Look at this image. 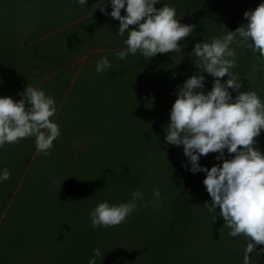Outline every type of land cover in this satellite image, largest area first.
I'll list each match as a JSON object with an SVG mask.
<instances>
[{"label":"rangeland","instance_id":"rangeland-1","mask_svg":"<svg viewBox=\"0 0 264 264\" xmlns=\"http://www.w3.org/2000/svg\"><path fill=\"white\" fill-rule=\"evenodd\" d=\"M189 1L162 0L154 7L173 6L179 22L188 24L183 6ZM96 2L87 0L85 10L75 0H0V96L15 101L27 85L42 89L55 100L50 119L62 134L47 156L37 152L33 137L0 148V169L11 173L0 183V247H10L3 264H88L97 247L105 252L97 264H243L247 238L228 235L219 208L209 211L205 205L211 206L202 183L205 174L188 171L182 146L167 145L164 136L178 87L194 74L205 76L206 91L212 87L214 78L193 63L194 44L234 31L233 20L237 28L245 24L243 13L261 0H202L214 36L193 30L178 41L180 52L148 59L129 54L124 60L116 53L126 47L127 33L115 34L119 21L102 14ZM230 47L236 53L231 71L241 82L239 91H255L264 101V58L239 38ZM101 57L112 67L98 73ZM133 107L134 117L125 113ZM123 121L140 133L136 140L142 153L132 165ZM64 135L71 144L58 147ZM254 139V147L264 153V130ZM71 145L73 159L66 155ZM216 155L202 156L199 163H221ZM122 175L128 189L118 193ZM112 181L116 194L108 199ZM154 189L161 194L159 206H143ZM136 190L144 201L126 222L92 227L89 212L98 203L127 202ZM180 196L187 197L185 205L178 203ZM73 236L84 239L85 248L70 252L67 242ZM35 237L40 240L34 243ZM251 262L264 264V252L253 253Z\"/></svg>","mask_w":264,"mask_h":264},{"label":"clouds","instance_id":"clouds-1","mask_svg":"<svg viewBox=\"0 0 264 264\" xmlns=\"http://www.w3.org/2000/svg\"><path fill=\"white\" fill-rule=\"evenodd\" d=\"M161 2L97 0L95 8L119 21L115 34L127 33L126 47L116 53L118 59L137 53L148 59L181 51L178 41L193 33L194 25L180 23L173 6L154 7ZM75 3L85 9L87 0H75ZM109 7L110 12L106 11ZM243 16L246 23L235 31H227L210 43L194 44L191 54L197 59L193 63L199 72L214 78L212 87L210 91L205 90L206 78L201 74L190 76L178 87L164 140L167 145L182 146L188 171L205 174L202 183L211 198V206L205 205L209 211L216 212L219 208L224 226L230 229V237L247 238L243 264H252L251 255L264 252V248L256 250L258 245H264V153L254 147V138L264 130V101L255 91H239L241 82L231 71L236 53L230 45L239 38L254 54L264 58V0ZM130 25L135 27L129 30ZM111 67L109 59L101 57L95 70L100 73ZM226 75L228 78L222 82L220 78ZM229 89L236 92L234 97ZM18 95L21 98L15 101L0 96V148L33 137L37 152L47 156L53 142L61 136L59 125L50 119L56 113L55 100L42 89L28 85ZM209 153H216L214 159L221 163L211 167L201 165L200 158ZM10 175L8 169H0V183ZM152 196L143 206H159L160 191L154 189ZM143 201V193L136 190L127 202L118 205L100 202L89 212L90 223L93 228L120 225ZM92 252L88 264H97L98 258L101 262L105 252L99 247Z\"/></svg>","mask_w":264,"mask_h":264},{"label":"trees","instance_id":"trees-1","mask_svg":"<svg viewBox=\"0 0 264 264\" xmlns=\"http://www.w3.org/2000/svg\"><path fill=\"white\" fill-rule=\"evenodd\" d=\"M248 1H251V0H248ZM183 11H184V13L186 15V22L188 24L190 23L191 25H194V30H200L202 32V34H205L206 36H209V35L210 36H214V33H212V29H211L212 16L209 13V11H207L205 9L204 5H202V0H190L188 2V4H186V6H183ZM230 24H232L231 25L232 26L231 28L235 31V29H237V27L235 26L236 25L235 20H233ZM233 24H235V25H233ZM128 111L131 114V116L134 117V115H135L134 107L133 108H128V110H126L125 113H127ZM63 123L66 124V121L64 120ZM125 123H128V122L123 121L121 124L124 126V128H125V126H127L124 133L127 135L128 140H130V142H131V147L129 149L130 152H131L129 154L130 155L129 156V160H131L130 163L132 165L133 162H134V160L135 159L137 160L138 157H139V155H137V153H142V148H141L139 142L136 140V137L139 140L140 133L135 131L136 126H132L131 124H125ZM65 132L68 133V131H65ZM124 133H122V134H124ZM116 135H117V133H116ZM59 143L60 144L58 145V147H61L62 145H70L71 144V143H69V139H68V137L66 135H64L63 139L59 140ZM72 149H73V145H71V147L69 148V150H67L68 152L66 153V155H68L69 156L68 158H70V159H73L74 158L73 155H72ZM60 150H61V152H59V154L62 153V157H59V156L58 157L59 158L65 157L66 156L64 154L65 152L63 153V150L64 149L63 150L60 149ZM68 162H73L74 163V162H78V161H76V160H68ZM137 163H138V161H137ZM102 165L103 164H101V166ZM138 167L141 168L142 165L139 164ZM120 180H123V182L120 181ZM120 180H119V185H117V187H116V185L115 186H112L113 181L111 183H109V185L107 186V189H109L108 192H107V194H106L107 197H108V199L111 196H115L116 193H115L114 187H116V189H117L116 192H118V193H120V191H122V190L126 191L128 189L127 183H126V181L128 180V178L125 177L124 175H122L121 178H120ZM90 197L88 198V200L90 199ZM186 198H187L186 196H180L179 197V200H178V203L181 204V205H185V203L187 201ZM39 240H40L39 237H35L34 243L37 242V241H39ZM81 241L83 243H80ZM42 242L43 243H46L45 240L42 241ZM43 243H40L39 242L38 244L44 245ZM16 245H18V244H16ZM67 245H69L68 248H70V252H71V251H74V249L79 248V247L85 248V240L84 239H81L78 236H73L67 242ZM86 246H88V244H86ZM9 248H10L9 246H2V247H0V264H3L4 261H8L9 257L7 255H5L4 253H8V249ZM27 248H29V247H27ZM24 249L25 248L22 249L23 250L22 251L23 252V255L21 256V258H23V259H24V254L26 252V251L24 252ZM4 250H6V251H4Z\"/></svg>","mask_w":264,"mask_h":264}]
</instances>
